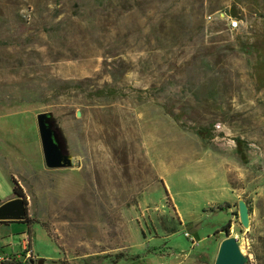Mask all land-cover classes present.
Here are the masks:
<instances>
[{"label": "rangeland", "instance_id": "1", "mask_svg": "<svg viewBox=\"0 0 264 264\" xmlns=\"http://www.w3.org/2000/svg\"><path fill=\"white\" fill-rule=\"evenodd\" d=\"M234 7L246 16L230 32ZM240 7L264 12L263 0H0V200L13 177L37 223L0 225V264H28L27 238L45 264H214L227 224L245 264H264V19ZM40 114L70 168L45 167Z\"/></svg>", "mask_w": 264, "mask_h": 264}, {"label": "water", "instance_id": "2", "mask_svg": "<svg viewBox=\"0 0 264 264\" xmlns=\"http://www.w3.org/2000/svg\"><path fill=\"white\" fill-rule=\"evenodd\" d=\"M37 129L41 143L44 165L48 170L70 168L71 158L61 151L53 130L48 123L46 114L37 116ZM238 217L243 228L249 227V213L243 201L237 203ZM27 216L26 205L23 198L14 197L0 205V222H19ZM224 239L220 242L214 264H245L246 259L242 255L235 238L224 233ZM43 261L30 260L29 264H42Z\"/></svg>", "mask_w": 264, "mask_h": 264}, {"label": "trees", "instance_id": "3", "mask_svg": "<svg viewBox=\"0 0 264 264\" xmlns=\"http://www.w3.org/2000/svg\"><path fill=\"white\" fill-rule=\"evenodd\" d=\"M243 1L244 0H237V4L239 6H241L243 4ZM251 1H252L253 5L260 4V0H251ZM263 3H264V0H263ZM240 8H243V10H245L247 12V15L249 16V18H251V17H253V18H256L257 17L258 18V16H260L259 17L260 19H264V12L263 13H260L259 10L258 11L251 12L246 7L245 8L244 7H240ZM240 12H243V11L240 10V9H236L234 7L232 9V11L229 12V17L236 20V19H239V18L242 19L244 16H246V14H244V13L242 14ZM260 14H262V16ZM242 53H244V54H251L252 53V50H250L249 47H245L244 46V47H242ZM100 94H101V97L102 96H107L109 98H113V97L116 96V93H113L111 90L107 91V93L102 90V91H100ZM168 114L171 116V118L175 122L178 120L177 119V116L173 115L172 113H168ZM205 131L206 130L204 128H201L197 132H198V134H199V136L201 137L202 140L207 141V140L210 139L211 136L210 135H206L207 133ZM234 143H235V152H236V155H237L239 161L242 164H244V165L245 164H248V156H247V153H246V143L243 140H241L240 138L235 139L234 140ZM11 182H12V185H13V188H12L13 196L14 197H17V198H23V200L25 202V205H26V211H27L26 197L24 196L22 189L19 187L17 181L13 177H11ZM249 212H250V210L248 209V213ZM19 222L25 223L29 227L33 223H36V222L32 221L31 219H29L28 215L24 218V220L19 221ZM2 223L3 222H0V224H2ZM42 227L45 229V231H47L46 230V227L44 225H42ZM229 227H230V225L227 224L225 227L222 228V230H224L227 233ZM28 236L30 237V228L28 230ZM28 248H29V246H28ZM14 264H18V263H14Z\"/></svg>", "mask_w": 264, "mask_h": 264}, {"label": "built area", "instance_id": "4", "mask_svg": "<svg viewBox=\"0 0 264 264\" xmlns=\"http://www.w3.org/2000/svg\"><path fill=\"white\" fill-rule=\"evenodd\" d=\"M207 20L211 21L212 16L211 15L208 16ZM238 28H239V21H236L235 19L228 17L227 18V29H228V31L232 32V31L237 30ZM28 246H29V242H28V238H27V240L23 241L22 245H21L22 251L25 253L24 260H26V261L32 257L31 256V250L28 248Z\"/></svg>", "mask_w": 264, "mask_h": 264}, {"label": "crops", "instance_id": "5", "mask_svg": "<svg viewBox=\"0 0 264 264\" xmlns=\"http://www.w3.org/2000/svg\"><path fill=\"white\" fill-rule=\"evenodd\" d=\"M12 199H14V196L8 198V199L5 200V201H1V200H0V205L3 204V203H5V202H7V201H9V200H12ZM8 223H10V222L5 221V222H3V223L0 224V225L8 224ZM30 250H31V249H30ZM31 256H32V257H31L30 260H36V261H39V260H40V259H39L40 257H38V256L34 257V256L32 255V252H31ZM30 260H28V264H29V261H30ZM41 261H43V260H41ZM24 262H25V261H21V263H18V264H24ZM42 264H45V261H43Z\"/></svg>", "mask_w": 264, "mask_h": 264}, {"label": "flooded vegetation", "instance_id": "6", "mask_svg": "<svg viewBox=\"0 0 264 264\" xmlns=\"http://www.w3.org/2000/svg\"><path fill=\"white\" fill-rule=\"evenodd\" d=\"M228 234H229V230H228V232H227ZM219 234V233H218Z\"/></svg>", "mask_w": 264, "mask_h": 264}]
</instances>
